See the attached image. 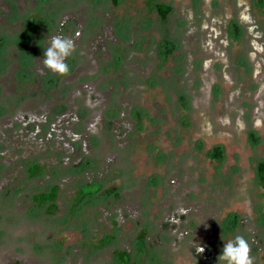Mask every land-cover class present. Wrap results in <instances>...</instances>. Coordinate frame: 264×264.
Segmentation results:
<instances>
[{
  "label": "rangeland",
  "instance_id": "374dc122",
  "mask_svg": "<svg viewBox=\"0 0 264 264\" xmlns=\"http://www.w3.org/2000/svg\"><path fill=\"white\" fill-rule=\"evenodd\" d=\"M156 3L172 7L164 24ZM27 17L41 28L21 46ZM63 25L80 33L77 61L47 89L44 48ZM262 61L264 0H0V264H122L116 250L129 264H219L236 235L264 264ZM105 108L118 118L105 124ZM86 184L100 190L74 207ZM54 186L48 215L33 197Z\"/></svg>",
  "mask_w": 264,
  "mask_h": 264
},
{
  "label": "flooded vegetation",
  "instance_id": "af4514ba",
  "mask_svg": "<svg viewBox=\"0 0 264 264\" xmlns=\"http://www.w3.org/2000/svg\"><path fill=\"white\" fill-rule=\"evenodd\" d=\"M113 3H114V0H113ZM117 3V0H115V3L114 4H116ZM159 4H163V3H156V4H154V6H153V9H154V11L156 12V14H157V16H158V18H159V20L161 21V23H165L167 20H168V17L170 16V13L172 12V7L171 6H169V5H167V6H169L170 7V11H169V13L167 14V16H166V19L165 20H161L160 19V17H159V15H158V13H157V11H156V9H155V6L156 5H159ZM164 5H166V4H164ZM246 5V4H245ZM29 18H33V17H29ZM28 17L24 20V27H25V23H26V20L27 19H29ZM230 22H232V21H230ZM124 24V23H123ZM226 27H227V32H228V38L230 39L231 38V40L232 41H237L236 39L237 38H239V36H240V27L238 28V26H237V23H227V25H225ZM122 28H118L117 29V31H118V33H117V38H119L118 37V34L119 35H122V34H126V32H131L130 31V29H125L124 28V26H121ZM41 28V24L38 26V28L36 29V31L38 30V29H40ZM23 31H24V28H22V31L20 32V34H19V38H20V36L22 35V33H23ZM36 31H35V33H36ZM129 32L126 34V37L129 35ZM207 32V34H208V31H206ZM71 31H70V28H69V26L68 25H63L62 26V28H61V31L58 33L60 36H64L65 37V35H69V37L71 36V38L73 39V40H75V38L76 37H78L79 36V32H73V34L71 33ZM230 34H231V36H230ZM207 36V35H206ZM120 38H121V36H120ZM122 39H124V37H122ZM121 40V39H120ZM120 40L118 39L116 42H117V44L115 43L114 44V48H115V50H117V51H115V59H116V61H120V55L122 54V43L120 42ZM231 41V42H232ZM118 42H120V44L118 43ZM84 43V42H83ZM164 43L165 44H163L162 45V47H161V49L159 50L160 52H161V54H162V60L164 59H166L165 57H166V53H165V51L167 50V51H169V50H171V49H168V47H167V45H168V42H165V40H164ZM120 50V51H119ZM258 50V49H257ZM76 52V51H75ZM74 52V53H75ZM76 59H75V57H73V56H70L68 59H67V63L69 64V66H70V71H71V69H72V67H73V65L76 63ZM118 64V63H117ZM262 65L264 66V61H262ZM263 71H264V69H263ZM49 72V71H48ZM55 78V79H54ZM59 77H58V75H56V74H54V73H52L51 71L49 72V73H47V76L45 75V77H43V79H44V83L46 84L45 86H46V88L47 89H51V88H53L54 86H55V80H57ZM259 82L257 83L258 85H259V90H263V86H262V80L260 79V80H258ZM249 87H251L250 85H249ZM178 101H179V103H181L182 104V106H185L186 104V102H185V98H184V96L183 95H180V96H178ZM64 108H61V107H59V108H57L56 109V111L57 112H61V111H64L63 110ZM118 111L116 110V108H114V109H111V108H105V110H104V123L105 124H108V123H111V120L113 121V120H115L116 118H118V116H119V113H117ZM131 112H133V113H135L139 118L141 117L142 118V116L143 115H145L146 114V112H144V109H142V108H140V109H137V108H134V109H132V111ZM117 113V114H116ZM78 118H79V120L80 121H83L84 120V118L82 117V116H78ZM139 123H140V121H138ZM142 125L141 124H139L138 125V128H142L141 127ZM247 134H248V136H249V138H250V140H252L253 139V137H254V131H253V129H249L248 131H247ZM215 153H217L218 154V157H215L214 156V154ZM212 160H214V161H217V162H221V161H223V152H222V149H221V147H220V145L219 144H216V145H214L211 149H210V153H209V155H208ZM264 162H259L258 164H257V166H256V173H257V178H258V181H259V183L261 184V185H264V183H262L261 182V180H260V178H259V166L261 165V164H263ZM227 219H230V218H227ZM229 226L230 227H232V226H236V224L238 223L239 224V219L237 220V216L235 217H233L232 219H230L229 220ZM231 230V229H230ZM233 230V229H232ZM204 251H206V252H210L209 250H204ZM203 255V253H200V255ZM209 254H211V253H209ZM212 255H213V253H212ZM212 255H210L209 256V259H210V257H212ZM201 259H202V257H200Z\"/></svg>",
  "mask_w": 264,
  "mask_h": 264
},
{
  "label": "trees",
  "instance_id": "16d2710c",
  "mask_svg": "<svg viewBox=\"0 0 264 264\" xmlns=\"http://www.w3.org/2000/svg\"><path fill=\"white\" fill-rule=\"evenodd\" d=\"M115 3V0H114ZM155 9L161 20H165L167 14L170 11V7L164 4H159L155 6ZM24 27V31L20 36L18 42L21 46L27 45L31 40L34 39V34L38 26L41 24V21L36 17L29 18L26 20ZM167 51V50H166ZM168 52V51H167ZM215 157H218V154H214ZM43 168L41 166H32L28 169L29 177H36L42 174ZM259 178L262 183H264V163L259 166ZM100 190L99 184H86L84 187L78 189L75 192L73 198V206L76 207L79 203H81L84 199L93 196ZM59 187L54 186L50 188L48 192L36 194L33 197L34 205L38 208H43L45 213L48 215H54L58 211V207L56 204L57 195H58ZM112 240L111 236H106L99 240L94 246L95 250H100L104 248L107 244ZM114 257L122 264H129L130 256L126 250H116L114 252Z\"/></svg>",
  "mask_w": 264,
  "mask_h": 264
},
{
  "label": "clouds",
  "instance_id": "9594fccd",
  "mask_svg": "<svg viewBox=\"0 0 264 264\" xmlns=\"http://www.w3.org/2000/svg\"><path fill=\"white\" fill-rule=\"evenodd\" d=\"M75 51L76 44L72 38L60 35L52 36L49 46L44 48L43 65L56 75L67 76L70 72L67 59ZM198 251L203 253L204 248L200 247ZM218 261L219 264H255L254 257L251 255V246L241 235H236L227 242L224 241Z\"/></svg>",
  "mask_w": 264,
  "mask_h": 264
}]
</instances>
